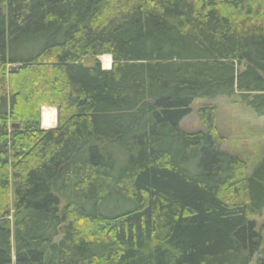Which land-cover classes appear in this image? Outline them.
Segmentation results:
<instances>
[{
  "label": "trees",
  "instance_id": "16d2710c",
  "mask_svg": "<svg viewBox=\"0 0 264 264\" xmlns=\"http://www.w3.org/2000/svg\"><path fill=\"white\" fill-rule=\"evenodd\" d=\"M216 98L264 119V0H0V264H264Z\"/></svg>",
  "mask_w": 264,
  "mask_h": 264
},
{
  "label": "rangeland",
  "instance_id": "374dc122",
  "mask_svg": "<svg viewBox=\"0 0 264 264\" xmlns=\"http://www.w3.org/2000/svg\"><path fill=\"white\" fill-rule=\"evenodd\" d=\"M102 61V60H101ZM87 65L94 63L93 59H85ZM103 64V62H102ZM204 106H213L217 109V126L222 135L227 138L223 146L229 153L243 159L249 173L264 157V119L258 118L245 104L232 102L226 98L214 100L199 99L192 105V113L187 116L181 127L189 132L204 130V125L198 117V110ZM43 108H50L56 112V124L52 128L43 125ZM58 126V112L55 107L44 106L41 109V129L48 131ZM258 227V231L264 227V212L262 217L252 218ZM262 231V230H261Z\"/></svg>",
  "mask_w": 264,
  "mask_h": 264
},
{
  "label": "bare ground",
  "instance_id": "6f19581e",
  "mask_svg": "<svg viewBox=\"0 0 264 264\" xmlns=\"http://www.w3.org/2000/svg\"><path fill=\"white\" fill-rule=\"evenodd\" d=\"M102 60V61H101ZM102 65L105 66L106 69H110L112 66V57L111 56H103L100 58ZM105 70V69H104ZM43 126L45 128H52L56 124V112L50 108H43Z\"/></svg>",
  "mask_w": 264,
  "mask_h": 264
},
{
  "label": "water",
  "instance_id": "95a60500",
  "mask_svg": "<svg viewBox=\"0 0 264 264\" xmlns=\"http://www.w3.org/2000/svg\"><path fill=\"white\" fill-rule=\"evenodd\" d=\"M102 67H103V69L108 70V69L105 68L104 65H102ZM110 69H111V68H110ZM13 128H18V126H17V125H14Z\"/></svg>",
  "mask_w": 264,
  "mask_h": 264
}]
</instances>
